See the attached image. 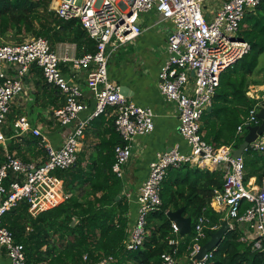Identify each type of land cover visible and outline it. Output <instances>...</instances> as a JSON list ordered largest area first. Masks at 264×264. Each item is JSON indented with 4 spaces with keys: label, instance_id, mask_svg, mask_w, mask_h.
I'll use <instances>...</instances> for the list:
<instances>
[{
    "label": "built area",
    "instance_id": "2783aa9c",
    "mask_svg": "<svg viewBox=\"0 0 264 264\" xmlns=\"http://www.w3.org/2000/svg\"><path fill=\"white\" fill-rule=\"evenodd\" d=\"M262 3L264 0H221L218 10L207 20L202 10L203 0H51L49 10L58 20H77L95 42L93 53L72 58L59 56L42 37L0 43V144L5 147L2 129L11 103L24 92L23 79L33 67L40 70L44 82L56 88L63 98V105L52 111L51 119L69 129L63 135L62 145L54 149L41 130L33 128L25 117L17 118L13 124L15 136L30 133L40 139L46 158L38 164L26 163L4 149V161L0 165V248L9 264H26V259L23 245L3 226L4 215L25 203L27 213L35 218L68 197L62 180L54 173L75 164L84 132L92 120L108 110L112 113L114 130L123 143L114 148L111 170L117 177H122L121 167L130 158L134 138L153 131L152 110L130 102L107 74L110 53L140 36L142 29L137 20L142 13L151 11L172 24L167 36V56L158 73V89L178 112L177 130L189 153H182L175 146L157 154L150 163L148 177L137 191V216L124 241V249L136 251L142 247L147 216L161 205L159 192L167 170L189 165L222 174V187L213 190L210 208L221 216V222H226L227 233L238 232L240 243L264 254V179L261 184L254 177L245 182L243 157H233L234 149L229 145L215 148L200 133L201 117L211 106L221 73L250 50L249 43L240 36L245 15ZM67 62L69 78L59 66ZM79 71L85 73L84 86L94 103V109L84 118L80 114L87 110L88 104L83 88L75 80ZM259 108L256 101L237 127V134L260 124L256 116ZM248 149L263 152L264 133ZM171 228L175 238L168 245L172 251L161 255V264H183L175 258L180 238L178 228L173 222ZM217 228L210 227L205 216L196 219L191 225V252L186 264H210L215 249L200 259L195 255L207 231ZM112 262L113 258L108 257L95 264Z\"/></svg>",
    "mask_w": 264,
    "mask_h": 264
},
{
    "label": "trees",
    "instance_id": "16d2710c",
    "mask_svg": "<svg viewBox=\"0 0 264 264\" xmlns=\"http://www.w3.org/2000/svg\"><path fill=\"white\" fill-rule=\"evenodd\" d=\"M50 2L0 0V38L13 35L22 41L26 36L42 37L52 46L68 40L77 49L84 48V53H93L95 42L86 35L79 22L58 20L49 10ZM242 24H247V29L241 31L240 36L249 43L250 50L221 73L212 109L201 117L203 140L215 148L229 145L235 150L239 147L246 128L242 134H237L236 129L256 103L246 97L247 89L251 85L264 86V79L249 80L258 72L259 57L264 55V3L247 13ZM33 70L42 78L39 69L33 67ZM41 81V88H49L57 99L62 97L43 78ZM13 117L8 115V128L2 129L6 139L15 137ZM107 132L110 140L101 148L105 152L102 160L93 161L85 170L77 158L69 169L54 173L62 180L63 191L68 195L62 203L35 218L27 213L25 203L18 204L4 215L3 226L12 233L16 242L23 245L26 264H95L108 257L113 258L111 264H161V255L172 251L168 241L175 238L166 213L182 207V214L191 218L192 225L197 218L205 216L210 227H219L221 216L212 211L209 202L213 190L222 187V174L184 165L167 170L159 192L161 205L147 216L142 247L136 251L124 249V241L131 228L127 225L128 205L122 195L123 180L111 170L114 148L123 143L114 130L113 121ZM37 139L32 135L30 141L33 142L24 141L23 144L29 146ZM12 141L6 148L0 144V165L4 161V149L9 152L21 150V143ZM242 157L244 181L254 177L261 184L264 179V151L248 149ZM80 197L83 198L81 202ZM215 230L207 231L202 245ZM191 238L192 233L179 238L176 259L188 258ZM238 238V232L226 233L213 251L210 264H264V254L252 251Z\"/></svg>",
    "mask_w": 264,
    "mask_h": 264
},
{
    "label": "crops",
    "instance_id": "0c3cea01",
    "mask_svg": "<svg viewBox=\"0 0 264 264\" xmlns=\"http://www.w3.org/2000/svg\"><path fill=\"white\" fill-rule=\"evenodd\" d=\"M220 5L221 0H206L202 6L205 18L207 20L211 19ZM137 23L142 29L140 36L133 42L113 50L107 63L109 79L117 84L118 87H124L127 90L125 97L135 105L151 109L154 114L153 131L148 135L134 138L130 158L122 167V195L128 205V213L126 215L128 228L133 225L137 216L138 188L147 179L149 165L155 160L156 155L166 152L175 146L178 147L180 152L189 153V147L177 130L178 112L174 104L168 103L158 89V73L167 56V36L172 24L168 21H162L152 11L142 13ZM245 29H247V24H242L240 32ZM50 46L59 56H67L69 58L80 57L85 50L84 48L77 49L76 45L68 40L58 42L53 46L50 44ZM59 66L65 77L69 78V63H61ZM189 76L192 82V73H189ZM25 79L27 83H25L24 92L16 97L10 106L8 115H14L12 125L17 118L25 117L31 126L39 128L48 139L50 145L57 149L62 145V136L69 129L55 124L51 119V115L52 111L58 108V105H63V98L59 97L57 99L49 88H41L43 86L42 78L35 73V70L31 69ZM75 80L83 88L88 104L87 110L80 114V118H84L94 109V103L84 86V71H79ZM249 80H255V78H250ZM36 82H39V84L36 85ZM262 91H264V86L251 85L245 95L261 104L264 99V94H261ZM112 121V113L108 110L105 115H101L89 123L77 154V158H80L81 168L87 170L88 164L93 161H99V159L102 160L105 152H102L103 149L101 150V148H104V144L110 140V135L107 131ZM5 129H7V126ZM12 131L14 133L13 127ZM31 138V134L11 136L6 139L4 146L6 148L7 143L12 140L17 141V144L21 143V150L9 152L7 149L9 153L16 155L26 163L38 164L44 162L46 153L42 145H40V140L37 139L36 142L29 146L23 144L24 141H30ZM204 171L207 170L205 169ZM82 199L80 197L79 201L81 202ZM182 209L184 208L182 207ZM180 261L183 264L187 263L186 258L180 259ZM0 264H9V259L1 248Z\"/></svg>",
    "mask_w": 264,
    "mask_h": 264
},
{
    "label": "water",
    "instance_id": "95a60500",
    "mask_svg": "<svg viewBox=\"0 0 264 264\" xmlns=\"http://www.w3.org/2000/svg\"><path fill=\"white\" fill-rule=\"evenodd\" d=\"M23 81L24 84L27 83L25 78L23 79ZM114 85L117 86V84L115 83ZM119 91L124 96L126 95L127 90L124 87H119ZM216 95L217 94L215 93L213 97H215ZM211 109L212 108L209 107L207 111L209 112L211 111ZM256 116L260 120V124L253 127H246V134L242 136V143L239 145V147L233 151V157H241L244 151L247 149L248 145L253 142L257 136L264 133V99L260 104V109L257 112ZM182 213V208L166 213L167 218L177 226L180 237L189 235L191 233L192 223L191 218L183 216ZM226 233L227 224L225 221H222L219 228L210 233L208 241L200 247L198 253L195 255V258L200 259L204 254L219 246Z\"/></svg>",
    "mask_w": 264,
    "mask_h": 264
},
{
    "label": "rangeland",
    "instance_id": "374dc122",
    "mask_svg": "<svg viewBox=\"0 0 264 264\" xmlns=\"http://www.w3.org/2000/svg\"><path fill=\"white\" fill-rule=\"evenodd\" d=\"M205 2H206V0H203V4H205ZM27 38H28V36H26L24 39H27ZM18 39L20 40V38H16L15 36L10 35L7 38H0V43H11V42H14V41L20 42ZM251 78H255V81H263V79H264V55H261L259 57L258 72L254 73ZM8 120H9V118L7 116L6 123L3 126L4 129H5L6 126L8 128V124H9V121ZM54 123L57 124L56 122H54ZM62 138H63V136H62ZM38 140H40V139H38ZM122 167H121V169H122Z\"/></svg>",
    "mask_w": 264,
    "mask_h": 264
},
{
    "label": "clouds",
    "instance_id": "9594fccd",
    "mask_svg": "<svg viewBox=\"0 0 264 264\" xmlns=\"http://www.w3.org/2000/svg\"><path fill=\"white\" fill-rule=\"evenodd\" d=\"M211 107V106H210ZM242 134V133H241ZM191 225H192V223H191ZM218 229V228H217ZM191 234V233H190Z\"/></svg>",
    "mask_w": 264,
    "mask_h": 264
}]
</instances>
